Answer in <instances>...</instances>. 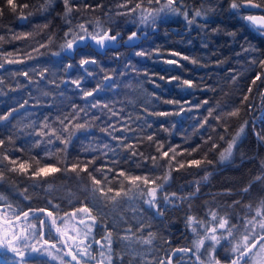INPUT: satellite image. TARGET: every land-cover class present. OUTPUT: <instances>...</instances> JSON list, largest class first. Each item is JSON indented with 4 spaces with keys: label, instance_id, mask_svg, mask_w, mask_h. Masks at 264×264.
<instances>
[{
    "label": "trees",
    "instance_id": "obj_1",
    "mask_svg": "<svg viewBox=\"0 0 264 264\" xmlns=\"http://www.w3.org/2000/svg\"><path fill=\"white\" fill-rule=\"evenodd\" d=\"M13 2L17 5L16 11H12L6 0H0V9H3L0 36L4 37L0 41V115L11 112L7 120L0 121V139L5 141L0 152L7 151L10 158L32 163L33 167L35 165L31 157L40 159L42 163L57 164V156L64 155L57 151L64 148L63 144L59 141L51 144L41 142L37 146L35 143L41 140L35 133L40 131L45 119L52 128L59 130L63 127L59 120L65 116L69 119L64 120V124H68L69 120L73 123L91 121L93 116H99L89 131L76 132L66 153L68 160L73 162L79 158L87 163L95 157L88 170L92 172L93 169H100L94 172L99 179H102L101 172L112 179L120 170L126 174L162 177L168 171L166 167L153 168L150 159L145 163L139 155L143 153L144 157H160L156 150L157 142L163 143L164 151L169 146H178L177 151H183L184 154L177 156V161L199 159L205 154L206 159L212 161L200 167L186 166L171 172V179L160 195L176 193V197L169 203L162 199L158 201L163 215H157V209L145 204L143 198L134 201L120 198L121 211L128 223L133 225V230L137 222H143L151 225L150 229H145L144 235L148 231L155 234L152 245H133L135 256L125 255L123 264L129 261L132 264H144L145 261L156 264L158 260L168 259L177 248H191L195 236L187 225L189 216L208 224L211 220L208 212L212 210L219 216H227L230 223L239 226L242 224L241 218L246 214L254 215V211H248V206L251 205L254 210L264 199V181L256 180L257 176L264 175V140L257 135L264 136V69L258 63L253 64L252 60L264 59V36L259 35L229 9L230 0H222L218 5L217 0H186L190 17L192 9L200 7L202 3L206 7L214 6L215 10L209 12L206 18H196L192 25H188L183 16L162 14L155 24L149 21L144 27L140 26L139 10L117 15L127 11L117 7L126 0H71L74 6L73 26L84 23L90 32H95V21L99 20L103 29L110 30V34H123L118 50L99 54L86 46L77 50L73 58L66 51L61 52L59 47L68 29V25L61 19L64 11L62 0H57L54 8L43 14L37 11L43 0ZM137 2L140 0H131L128 8L134 7ZM25 4L27 8L23 7ZM143 6L154 5H148L147 0H143ZM257 11L254 9L252 12ZM29 12L32 15L29 16ZM21 14L27 18L20 19ZM45 23L49 24L47 29L41 27ZM171 28H175L178 34ZM133 32L140 36L147 32L149 36L128 48L124 43ZM229 32H235V37L228 35ZM26 33L32 35L28 39H12L13 35ZM49 36H52L53 42L45 48H39L40 43H47ZM249 46L255 51L244 50ZM36 48H39L38 52ZM173 51L180 55H169ZM53 52H60V55L53 56ZM138 52L145 55L139 56ZM8 53L12 55L8 56ZM28 54L34 58H29ZM181 56L189 59H181ZM82 59L95 60L96 63L81 67ZM166 59L175 60L178 64H167L164 62ZM7 60L23 62L7 63ZM193 60L196 63H192ZM68 65L72 67L67 68ZM23 72H27L28 76L21 75ZM41 72L44 73L43 79ZM105 73L112 75L113 79L106 81ZM257 74H261V79L253 84L252 80ZM161 76L164 79H160ZM76 79L80 80V88L84 90L92 91L98 87L100 90L94 91V95L85 100L80 89L70 83ZM182 80L191 81L193 87L183 85ZM166 100L175 103H165ZM204 100H208V104H203ZM93 101L106 103L109 107L88 108V115L80 112V120L73 119L74 106L79 109ZM209 108L216 109L214 116L237 108L239 115L221 120V124L227 125V133L223 127L217 126L216 120L208 118V124L216 126L214 132L208 124L204 128L199 127L208 117ZM156 111L167 112L169 115L148 114ZM112 112L117 114L113 116ZM241 127L244 131L233 147L231 158L221 162L220 152L227 148ZM101 128H107L108 132L101 131ZM219 134L224 135L223 140H220ZM148 135L153 136L152 141L147 140ZM209 135L212 141L206 143ZM212 142L218 147L210 151ZM105 144L109 147L105 148ZM129 144L134 147H126ZM193 148L197 151L192 156L184 151ZM133 151L137 155L133 156ZM167 160L160 159V165H166ZM4 163L6 167L4 179L0 181V193L25 210L29 207H46L51 210L47 203L51 199L59 204L60 215L63 216L65 212L80 206L81 201L85 204L89 202L86 199L88 194L83 191L84 185L91 186L87 173H81L82 180L71 172H61L46 180L34 181L22 174L7 171L11 165L7 161ZM59 166L63 167L62 164ZM107 169L113 171L107 172ZM122 179L114 180L111 187L119 188V180ZM48 183L53 184L51 192L45 191ZM249 184V191L243 193L241 189ZM125 187H129L126 182ZM25 188L28 189L25 195L30 200H24L20 195ZM69 199L73 203L70 204ZM234 201L240 203L234 204ZM110 208L111 205L105 211ZM193 226L203 231L200 225ZM107 227L112 228L111 220ZM117 233L123 234V226L113 233V264H122L118 254L124 251V242L118 239ZM93 234L96 239H101L105 235L104 226L98 222ZM222 246L217 250L221 259L227 256ZM98 248V245H93L94 254ZM175 261L178 264H192L193 258L190 254H182Z\"/></svg>",
    "mask_w": 264,
    "mask_h": 264
},
{
    "label": "snow or ice",
    "instance_id": "obj_2",
    "mask_svg": "<svg viewBox=\"0 0 264 264\" xmlns=\"http://www.w3.org/2000/svg\"><path fill=\"white\" fill-rule=\"evenodd\" d=\"M7 4L11 6L12 11H16L17 5L13 0H6ZM57 0H43V3L39 5L37 11L41 14L50 12ZM131 0H126L125 3L117 5V7L127 9L126 12L117 13V15H127L134 13L139 10L141 23H147L151 21L155 24L157 18L163 15H179L187 21L188 25H192L196 18H206L209 12L215 10L214 6H205L203 3L198 8L192 9V15L189 16V11L187 10L186 0H147L148 5H157L158 7H144L143 0L135 3L134 7L128 8V3ZM222 0H217V5L221 3ZM64 11L61 15L63 22L68 25L67 31L64 33V42L60 44L61 52L71 51L74 48V45H77L81 41L90 39L95 41V43L101 48L106 46V42H115L118 39L119 33L110 34V30L103 29L101 22L99 20L95 21V26L97 31L90 32L84 23H77L73 26L72 13L74 11V6L71 0H62ZM24 8H27L28 5H23ZM229 9L234 12L235 15L239 16L240 19L247 22V25L253 28L259 35L264 36V0H230ZM241 9L244 11L242 12ZM252 9L258 10L257 12H252ZM75 10H79L75 8ZM3 15V9H0V16ZM28 15H32L31 12ZM27 17L23 14L20 15V19H26ZM43 29L49 27L48 23H45L41 26ZM76 29L79 31L77 32ZM218 31V30H217ZM82 33V35H81ZM230 36L235 37V32L227 33ZM31 33H26L23 35H13L12 39H28L31 36ZM70 37V38H69ZM136 37V33L133 32L129 37V41L133 40ZM4 37L0 36V41H3ZM53 42L52 36H49L47 43H40L39 48H45L48 44ZM39 48H36L35 51H39ZM245 51H255L251 46L244 49ZM8 56H11L12 53H8ZM29 58L31 54H28ZM53 56L60 55V52H53ZM137 55L143 56L145 53L138 52ZM171 56H179L177 52L169 53ZM181 59H189L187 56H181ZM21 60H7V63H22ZM167 64H178L177 61L166 59L164 61ZM95 64V60L82 59L80 61L81 67L87 64ZM192 63H196L195 60ZM253 64L258 63L259 66L264 69V59L257 61L255 58L252 60ZM2 67V65H0ZM72 65H68L67 68H71ZM67 70V69H65ZM46 71V70H45ZM87 71V69H86ZM103 72L104 69L101 68ZM25 77L28 76L27 72L21 73ZM41 79H43L44 73L41 72ZM91 75V72H89ZM104 79L110 81L113 79L112 75L105 73ZM160 79H164L163 76ZM172 79H177V77H172ZM261 79V74H257L252 80V83L255 84L257 80ZM31 82V80L29 81ZM68 81H65L67 83ZM54 83V82H53ZM70 83L76 85L78 89L82 92V96L85 100L88 97L94 95V91H99V87L92 91H87L80 88V80H72ZM181 83L187 87H193V84L189 80H182ZM59 86V85H57ZM251 91V89H249ZM48 95V93H44ZM247 100V96L244 97ZM165 103H175L174 101L166 100ZM27 101H25V104ZM203 104H208V100H204ZM23 106V105H21ZM108 108V104H100L99 102L93 101L90 104H86L84 107L77 109L75 106L73 112L74 120H80L79 113L84 112L85 115H88V108ZM15 111V109H13ZM208 117L200 123L199 127L204 128L208 124V118L216 120L217 126L223 127L224 132L227 133V125L221 124L222 119H227L229 117H236L239 115V109H234L228 112H220L215 116L213 115L216 112V109L209 108ZM117 113L112 112V115L115 116ZM149 115L154 116H166L169 115L167 112L156 111L149 112ZM11 115L9 112L7 115H0V121L8 119V116ZM99 116H93L91 121L85 120L80 123H73L72 120H69L68 124H64V120L69 119L68 116H65L63 120H59V123L63 127L59 130L54 129L51 125L48 124L47 119L41 124L40 131L35 133L36 136L41 137L40 141H36L38 146L41 142L44 143H54L59 141L60 144L64 145L63 149H58V152L64 153L63 156H57V164H46L42 163L40 159L31 157L32 163L29 162H18L15 158H10L7 151L0 152V181L4 179V168L6 167L5 161L11 167L7 168V171L15 172L26 176L29 179L34 181H40L41 179H47L49 176H52L57 173H73L76 178L82 180L83 177L81 173H87V178L91 181V186L84 185L83 191L88 194L86 199L89 201L87 204L84 201H81L80 206L75 207L71 212H65L63 216L60 215V206L53 202V200H48V205L51 206V210L46 207L32 209L31 207L25 210L20 206V204H14L8 199L7 196L0 193V248H6L8 251H11L16 256L19 257V260L16 264H28V261L25 259L24 249H29L30 252L39 253L49 257L51 260H59L60 264H113V233L118 228L123 226V234L117 233V237L120 241L124 242V251L118 254V258L121 260L122 264L124 261L125 255L135 256V250L133 245H152L155 234L151 231H148L144 235L146 228L150 229L151 225L143 222H137L135 231L133 230V225L129 224L127 219L124 217L121 206L123 197L124 200L134 201L138 198H143V202L149 205L151 208L157 209V215H163L159 210L158 201L162 199L165 203L172 202V198L176 197V193H163L161 196L160 193L164 189L165 185L171 179L172 171H179L180 169L185 168L186 166L191 167H200L202 164L208 163L211 164L212 161L207 160L205 154L202 158H193L191 160L185 159L177 161L176 157L183 155V151L178 152V146H169L167 151H164L163 143L157 142V152L160 153V157L151 156L144 157L143 153H139L143 157V161L147 163L150 159L152 161L153 168L166 167L168 171L161 176H152L151 174L146 175H132L126 174L125 171L120 170L116 173L112 179H109L108 175L101 172L102 179H99L94 175V172L100 171V169H93L92 172H89V165L94 163L95 157L92 160H89L87 163L79 160L77 158L74 162L69 161L67 158V147L71 143L72 138L76 135L77 131H89L92 125L95 123V120L99 119ZM151 125H149L150 127ZM208 127L212 128V131H216V126L208 124ZM48 129V131H45ZM71 129V130H70ZM166 130V129H165ZM101 131L108 132L107 128H101ZM167 131V130H166ZM244 131V128L241 127L239 132L232 138L228 143V146L225 150L220 152V161L224 162L229 160L232 156V150L235 146L237 140L239 139L240 133ZM67 133V135H64ZM110 134V133H109ZM258 138L264 140V136ZM220 140L224 139L223 134H219ZM147 140L152 141L153 136L148 135ZM212 141V136L209 135L206 143ZM11 137H9V143H11ZM5 141L0 139V148H3ZM105 148L109 146L104 145ZM126 147L133 148L134 146L129 144ZM218 147L215 142L211 143L210 151ZM187 151L188 156H192L193 152L197 151L196 148ZM172 154L171 156L169 154ZM133 156L137 155L135 151L131 153ZM49 155H52L49 153ZM168 158L166 165H160L159 160ZM175 162V163H174ZM63 165L60 167L59 165ZM140 166V165H137ZM264 168V164H262ZM113 169H107V172H112ZM122 177V180H119V188L114 189L111 187V184L114 180ZM207 179V177H205ZM163 181L158 183V181ZM257 181H264V175H259L256 177ZM125 182L129 187H125ZM43 186V185H34ZM251 187V184L241 189L243 193H247ZM53 189V184L48 183L45 191L51 192ZM28 189L25 188L23 192L20 193L23 196L24 200H30V197L25 195ZM197 191H199V186L197 185ZM71 196V193H69ZM189 197H180V199H188ZM69 203H73L69 199ZM234 204L240 203V201H234ZM111 205V208L108 211H105L108 206ZM131 207V205H130ZM248 211L253 212L254 215H245L241 218L242 224H232L230 219L227 216H219L216 211L209 210L208 215L211 217V220L208 224H205L204 221L197 220L193 216L187 218V225L191 228L194 233L195 239L192 241V247L177 248L172 253L175 255V252H181L185 255L191 253V256L195 257L192 261V264H264V199H262L259 205L253 210L251 205L248 206ZM95 212V214H93ZM42 214V215H39ZM112 221V228L107 227L108 221ZM90 221V223H89ZM100 223L104 226L105 235L101 239H96L94 229L97 223ZM194 224L200 225L202 232L198 231ZM53 230L55 231V237H53ZM139 234V235H138ZM47 236V238H45ZM208 242L207 247H205V242ZM222 241L226 242L222 246ZM98 245L99 248L94 254L93 245ZM58 245H62L58 246ZM227 253L224 261L222 262L221 258L217 254V248L221 247ZM203 249V252H202ZM64 257H70V260H65ZM128 264H132V261H129ZM144 264H152V261H145ZM156 264H172L171 257L167 260H158Z\"/></svg>",
    "mask_w": 264,
    "mask_h": 264
},
{
    "label": "water",
    "instance_id": "obj_3",
    "mask_svg": "<svg viewBox=\"0 0 264 264\" xmlns=\"http://www.w3.org/2000/svg\"><path fill=\"white\" fill-rule=\"evenodd\" d=\"M251 11H254V9H252ZM172 31H174L175 33H177L176 29L175 28H171ZM154 31H157V29H155ZM178 34V33H177ZM122 36L123 34L122 33H119V36H118V39L117 41L115 42H106V46L101 48L100 46H98L95 41H92L90 39H86L85 41H81L79 42L77 45H74V48L73 50L71 51H66L67 55L70 57V58H73L75 52L83 47H86V46H90L92 49H94L97 53L99 54H102L108 50H118L121 46V43H120V40L122 39ZM149 34L147 32H143L140 35H136V37L129 41V39L127 38L125 40V46L128 47V48H132L134 46H136L142 39L146 40L148 38ZM39 215H42V214H39ZM53 233L55 234V231L53 230ZM181 252H175V255H171V260L177 256L178 254H180ZM191 254V253H190ZM193 257V256H192ZM68 260H70V257H67ZM193 259H195V257H193ZM72 264H75V262H72ZM92 264H95V263H92Z\"/></svg>",
    "mask_w": 264,
    "mask_h": 264
},
{
    "label": "rangeland",
    "instance_id": "obj_4",
    "mask_svg": "<svg viewBox=\"0 0 264 264\" xmlns=\"http://www.w3.org/2000/svg\"><path fill=\"white\" fill-rule=\"evenodd\" d=\"M152 7H156L155 5ZM162 15V14H161ZM141 19V17H140ZM147 23H141L140 26L144 27ZM47 238V236L45 237ZM223 243V241H222ZM208 242H205V247H207ZM61 246L62 245H58ZM219 248V247H218ZM217 248V250H218ZM25 252V259L28 261V264H42L43 262L49 263V264H60L59 260L53 261L49 257L40 255L39 253H33L30 252L29 249H24ZM203 252V249H202ZM65 260H68L67 257H64ZM19 260V257L16 256L11 251H8L6 248H0V264H16V262ZM167 260V259H166ZM173 264H176L173 262Z\"/></svg>",
    "mask_w": 264,
    "mask_h": 264
},
{
    "label": "flooded vegetation",
    "instance_id": "obj_5",
    "mask_svg": "<svg viewBox=\"0 0 264 264\" xmlns=\"http://www.w3.org/2000/svg\"><path fill=\"white\" fill-rule=\"evenodd\" d=\"M172 253H173V252H172ZM182 254H184V253H180V254H178L177 256H175V257L172 259V264H173V262L176 263V264H178V262L175 261V258L178 257V256H180V255H182ZM189 254H190V253H189ZM171 255H172V254H171ZM190 255H191V254H190ZM192 258H193V257H192ZM224 259H225V257H223V258L221 259L222 262L224 261ZM193 260H194V259H193Z\"/></svg>",
    "mask_w": 264,
    "mask_h": 264
},
{
    "label": "bare ground",
    "instance_id": "obj_6",
    "mask_svg": "<svg viewBox=\"0 0 264 264\" xmlns=\"http://www.w3.org/2000/svg\"><path fill=\"white\" fill-rule=\"evenodd\" d=\"M171 256V255H170Z\"/></svg>",
    "mask_w": 264,
    "mask_h": 264
}]
</instances>
